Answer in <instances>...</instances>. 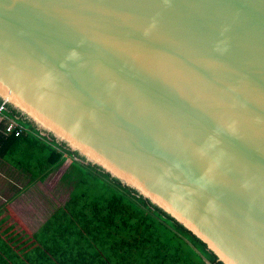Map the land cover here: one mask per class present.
<instances>
[{
	"label": "water",
	"instance_id": "water-1",
	"mask_svg": "<svg viewBox=\"0 0 264 264\" xmlns=\"http://www.w3.org/2000/svg\"><path fill=\"white\" fill-rule=\"evenodd\" d=\"M0 97L264 264V0H0Z\"/></svg>",
	"mask_w": 264,
	"mask_h": 264
},
{
	"label": "trees",
	"instance_id": "trees-1",
	"mask_svg": "<svg viewBox=\"0 0 264 264\" xmlns=\"http://www.w3.org/2000/svg\"><path fill=\"white\" fill-rule=\"evenodd\" d=\"M8 109L27 129L20 136L0 131V158L29 173V183L45 180L68 158L79 178L67 202L36 232L16 216L15 222L0 216V264H224L150 199L43 134L12 104ZM89 181L103 191L91 195Z\"/></svg>",
	"mask_w": 264,
	"mask_h": 264
},
{
	"label": "rangeland",
	"instance_id": "rangeland-1",
	"mask_svg": "<svg viewBox=\"0 0 264 264\" xmlns=\"http://www.w3.org/2000/svg\"><path fill=\"white\" fill-rule=\"evenodd\" d=\"M69 164L70 161H67L57 168V171L55 169V172L46 181L32 185L25 197L15 202L18 212L36 222L41 213L47 214L59 204L64 203L79 178L77 171ZM18 178L14 175L15 189L18 187L16 184H26V179L20 181ZM85 186H90L91 195L103 191L91 181L87 182Z\"/></svg>",
	"mask_w": 264,
	"mask_h": 264
},
{
	"label": "crops",
	"instance_id": "crops-1",
	"mask_svg": "<svg viewBox=\"0 0 264 264\" xmlns=\"http://www.w3.org/2000/svg\"><path fill=\"white\" fill-rule=\"evenodd\" d=\"M10 158L13 159L12 157ZM67 161H70L71 164V160L68 158L63 162L62 165H64ZM62 165L58 166L57 168L61 167ZM57 168H55L56 170H54L57 171ZM54 170L50 173L49 176H51L55 172ZM14 175L18 176V180L20 181H22V179H26V184H16L18 187L15 189ZM49 176L43 181L29 183V173L16 168L12 161H7L0 158V216L8 218L11 222H15L16 218L19 219L25 225L26 229L30 232H36L40 230L49 216L52 214V212L58 206L63 205L67 202L74 187L71 189L69 197L64 203L59 204L47 214L41 213L36 222L35 220L25 215H21L15 208V202L20 200L21 198H24L32 185L46 181Z\"/></svg>",
	"mask_w": 264,
	"mask_h": 264
},
{
	"label": "built area",
	"instance_id": "built-area-1",
	"mask_svg": "<svg viewBox=\"0 0 264 264\" xmlns=\"http://www.w3.org/2000/svg\"><path fill=\"white\" fill-rule=\"evenodd\" d=\"M8 101L3 99L0 104V131L6 135L20 136L26 129V125L20 120V117L9 112ZM43 134H46L42 130Z\"/></svg>",
	"mask_w": 264,
	"mask_h": 264
}]
</instances>
